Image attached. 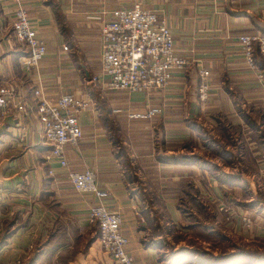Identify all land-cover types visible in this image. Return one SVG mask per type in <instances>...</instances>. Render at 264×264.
<instances>
[{
    "label": "crops",
    "instance_id": "crops-1",
    "mask_svg": "<svg viewBox=\"0 0 264 264\" xmlns=\"http://www.w3.org/2000/svg\"><path fill=\"white\" fill-rule=\"evenodd\" d=\"M20 2L45 53L22 68L15 1L0 0V81L27 100L41 85L50 100L69 92L89 106L77 114L81 137L63 145L65 166L49 154L32 108L0 111V264H115L87 219L95 197L67 177L85 168L120 214L134 264H264V64L250 67L237 39L264 35V0ZM134 2L165 18L187 63L162 87L109 89L100 22ZM149 106L159 111L128 115Z\"/></svg>",
    "mask_w": 264,
    "mask_h": 264
},
{
    "label": "built area",
    "instance_id": "built-area-1",
    "mask_svg": "<svg viewBox=\"0 0 264 264\" xmlns=\"http://www.w3.org/2000/svg\"><path fill=\"white\" fill-rule=\"evenodd\" d=\"M15 1L11 33L14 41L23 48L22 68H36L45 53V45L29 22L20 0ZM246 63L256 69L253 52L264 58V35L259 32H243L237 35ZM99 69L105 75L104 84L109 89L148 90L164 86L172 72L183 67L187 59L179 57L174 50L173 37L165 18L152 9L141 7L137 2L126 7L108 10V17L100 22ZM66 48V45H63ZM207 70H199L196 94L200 101L207 98ZM256 76L261 79L258 69ZM95 75L91 78L95 79ZM31 100L21 97L19 91L10 84L0 81V111L8 105L19 111L32 108L35 118L41 125L42 141L49 146L52 155L60 166L66 165L63 153L65 143L76 144L82 131L77 114L87 108L86 98L74 97L62 92L55 99H48L41 85L32 87ZM156 106L142 111L129 112L132 117H150L157 113ZM50 172V170H49ZM67 177L78 191H89L95 201L89 205L87 219L95 224L98 239L103 249L112 257L115 264H134L131 254L126 250L127 237L120 232V214L107 208L102 202L106 190L97 185L91 169L68 171ZM248 222V217H242ZM154 264H160L159 261Z\"/></svg>",
    "mask_w": 264,
    "mask_h": 264
},
{
    "label": "trees",
    "instance_id": "trees-1",
    "mask_svg": "<svg viewBox=\"0 0 264 264\" xmlns=\"http://www.w3.org/2000/svg\"><path fill=\"white\" fill-rule=\"evenodd\" d=\"M262 57V56H261ZM260 56H259V54H258V52H257V50H254V52H253V60H254V63L258 66V67H262L263 66V64H264V58L262 57L261 58ZM239 258H241L242 257V252H241V250L239 251ZM236 255V254H235ZM234 255V256H235Z\"/></svg>",
    "mask_w": 264,
    "mask_h": 264
},
{
    "label": "rangeland",
    "instance_id": "rangeland-1",
    "mask_svg": "<svg viewBox=\"0 0 264 264\" xmlns=\"http://www.w3.org/2000/svg\"><path fill=\"white\" fill-rule=\"evenodd\" d=\"M20 47V46H19ZM21 49H23L22 47H20ZM3 225H5V222H4V224L2 223V227H4ZM1 230V232H0V234L3 232L2 231V229H0ZM3 236V235H2Z\"/></svg>",
    "mask_w": 264,
    "mask_h": 264
}]
</instances>
